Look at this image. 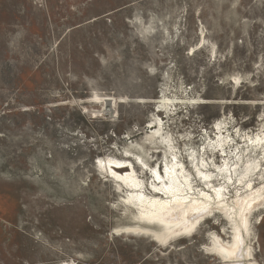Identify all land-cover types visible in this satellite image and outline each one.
Here are the masks:
<instances>
[{
  "label": "rangeland",
  "instance_id": "374dc122",
  "mask_svg": "<svg viewBox=\"0 0 264 264\" xmlns=\"http://www.w3.org/2000/svg\"><path fill=\"white\" fill-rule=\"evenodd\" d=\"M218 122L264 133V0H0V264H221L222 218L169 248L123 234L137 211L98 168L202 150ZM251 221L264 264V208Z\"/></svg>",
  "mask_w": 264,
  "mask_h": 264
},
{
  "label": "bare ground",
  "instance_id": "6f19581e",
  "mask_svg": "<svg viewBox=\"0 0 264 264\" xmlns=\"http://www.w3.org/2000/svg\"><path fill=\"white\" fill-rule=\"evenodd\" d=\"M103 101L105 106L107 101L113 102L110 110L105 108L111 112L115 100L104 98ZM168 103L179 105L167 99L162 104ZM215 126L218 140H204L202 150L190 148L183 153L178 149L179 143L167 142L165 138L162 142L166 148L164 174L161 167L160 171L154 170L140 157L136 164L130 160L100 159L98 168L108 175L110 172L120 192L126 194L124 207L137 211L134 213L137 226L126 228L123 234L146 236L168 247L177 239L194 237L209 222L208 218L220 217L229 231L224 228L219 235L213 234L212 245L206 251L221 264H258L251 244V218L264 208V133L238 137L239 144L235 138L224 135V123L218 122ZM155 128L151 141L162 138L161 124ZM242 143L247 148L241 147ZM187 161L195 167L203 183L185 169ZM135 165L156 175L157 183L152 184L155 194L141 189L145 182L136 173ZM115 166L124 170H117ZM213 168L217 171H212ZM228 184L233 185L232 189Z\"/></svg>",
  "mask_w": 264,
  "mask_h": 264
},
{
  "label": "water",
  "instance_id": "95a60500",
  "mask_svg": "<svg viewBox=\"0 0 264 264\" xmlns=\"http://www.w3.org/2000/svg\"><path fill=\"white\" fill-rule=\"evenodd\" d=\"M112 106H113V102H109V101H107V106H106V108H107L108 110H110Z\"/></svg>",
  "mask_w": 264,
  "mask_h": 264
}]
</instances>
